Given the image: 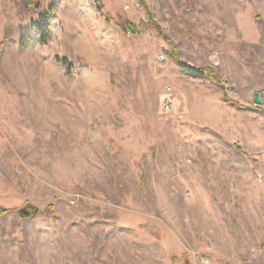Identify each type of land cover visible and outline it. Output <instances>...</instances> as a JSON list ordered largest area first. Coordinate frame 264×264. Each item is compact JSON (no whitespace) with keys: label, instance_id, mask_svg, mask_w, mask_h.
Listing matches in <instances>:
<instances>
[{"label":"rangeland","instance_id":"rangeland-1","mask_svg":"<svg viewBox=\"0 0 264 264\" xmlns=\"http://www.w3.org/2000/svg\"><path fill=\"white\" fill-rule=\"evenodd\" d=\"M102 1L140 33L58 0L43 45L51 0H0V264H264V0H144L162 34L139 0Z\"/></svg>","mask_w":264,"mask_h":264},{"label":"trees","instance_id":"trees-1","mask_svg":"<svg viewBox=\"0 0 264 264\" xmlns=\"http://www.w3.org/2000/svg\"><path fill=\"white\" fill-rule=\"evenodd\" d=\"M143 7H145L148 10V5L145 3L144 0H139ZM23 8H26L29 12H36L39 11L41 7L40 0H22ZM93 3L96 7V9L100 12L101 16L103 17L106 24L111 25L114 23L119 29H121L124 33H133L138 34L140 33V24L134 23L133 21L129 19H124L122 17L115 18L107 15L105 13V4L102 0H93ZM58 6V0H51L47 10L44 12H40L39 21L35 23V26L37 27V34L39 36V39L41 43L48 44L50 37H51V26H52V19L53 16L57 10ZM149 11V10H148ZM143 25H150L156 28L161 34L163 33L162 29L160 28L157 21L151 16L150 11L148 12V19L142 21ZM168 43L172 46V52H169V56L176 59L178 64L180 65L182 71L192 77H210L214 82L219 84L223 87L222 81L219 79L217 75L216 69L210 66H197L194 64H191L187 61H183L180 58H178L177 55V46L174 43V41L169 38L167 35L165 36ZM21 46H29L31 44V37L24 38L22 37L20 41ZM64 57L56 56V60L61 63H66L67 61H63ZM225 100L230 101L231 103L238 104L240 106H243V104L238 103L236 100H232L229 96L224 94ZM239 150H242V148L239 146ZM11 208L5 207L4 205L0 204V214L3 215L10 211ZM51 212L54 216L55 213V206L49 205L48 208H46L45 212Z\"/></svg>","mask_w":264,"mask_h":264},{"label":"clouds","instance_id":"clouds-1","mask_svg":"<svg viewBox=\"0 0 264 264\" xmlns=\"http://www.w3.org/2000/svg\"><path fill=\"white\" fill-rule=\"evenodd\" d=\"M67 36H68V39H66L64 43L66 46L70 47L71 40L77 38L79 34H73L69 31L67 33ZM46 57L51 58L50 55H47ZM63 61H67V62L61 63L59 67L61 68V70L66 72L68 75H70L73 79H75L79 75H83L84 73L90 72V67L87 64H82L77 59H68L67 57H64ZM2 66H3L4 71L6 72L22 70L20 68L14 67L10 61H4ZM73 69H75L74 72H73Z\"/></svg>","mask_w":264,"mask_h":264},{"label":"water","instance_id":"water-1","mask_svg":"<svg viewBox=\"0 0 264 264\" xmlns=\"http://www.w3.org/2000/svg\"><path fill=\"white\" fill-rule=\"evenodd\" d=\"M255 105H261L263 102V98L259 92H256L254 95ZM15 212L21 218H30L37 216L41 212V207L35 203L28 202L25 205L18 207Z\"/></svg>","mask_w":264,"mask_h":264},{"label":"built area","instance_id":"built-area-1","mask_svg":"<svg viewBox=\"0 0 264 264\" xmlns=\"http://www.w3.org/2000/svg\"><path fill=\"white\" fill-rule=\"evenodd\" d=\"M160 59H164V57H163V56H160ZM169 89H170V88H169ZM165 106H166L167 108H170V107H171V102H170V100H167V101H166Z\"/></svg>","mask_w":264,"mask_h":264},{"label":"bare ground","instance_id":"bare-ground-1","mask_svg":"<svg viewBox=\"0 0 264 264\" xmlns=\"http://www.w3.org/2000/svg\"><path fill=\"white\" fill-rule=\"evenodd\" d=\"M263 103V102H262Z\"/></svg>","mask_w":264,"mask_h":264},{"label":"crops","instance_id":"crops-1","mask_svg":"<svg viewBox=\"0 0 264 264\" xmlns=\"http://www.w3.org/2000/svg\"><path fill=\"white\" fill-rule=\"evenodd\" d=\"M103 18V17H102Z\"/></svg>","mask_w":264,"mask_h":264}]
</instances>
